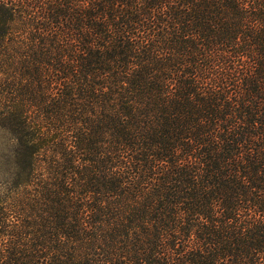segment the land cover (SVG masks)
Listing matches in <instances>:
<instances>
[{
    "label": "trees",
    "instance_id": "obj_1",
    "mask_svg": "<svg viewBox=\"0 0 264 264\" xmlns=\"http://www.w3.org/2000/svg\"><path fill=\"white\" fill-rule=\"evenodd\" d=\"M0 264H264V0H0Z\"/></svg>",
    "mask_w": 264,
    "mask_h": 264
},
{
    "label": "rangeland",
    "instance_id": "obj_2",
    "mask_svg": "<svg viewBox=\"0 0 264 264\" xmlns=\"http://www.w3.org/2000/svg\"><path fill=\"white\" fill-rule=\"evenodd\" d=\"M3 148H4V145L0 143V150H2ZM2 164H3V161L0 158V168H1ZM2 182H3V176H2V174H0V189L2 187Z\"/></svg>",
    "mask_w": 264,
    "mask_h": 264
}]
</instances>
